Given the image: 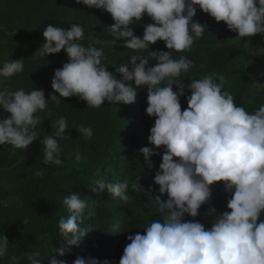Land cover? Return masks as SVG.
<instances>
[{"label": "clouds", "instance_id": "9594fccd", "mask_svg": "<svg viewBox=\"0 0 264 264\" xmlns=\"http://www.w3.org/2000/svg\"><path fill=\"white\" fill-rule=\"evenodd\" d=\"M88 8L109 13L114 23L106 28L112 45L124 41V47L134 51L149 50L156 63L149 67V58L131 55L130 67L120 64L109 71L103 63V49L84 46V28L71 24L59 28L48 24L42 31L44 42L37 50L41 56L64 50L67 62L54 70L50 100L76 96L87 107L135 103L137 89H147L146 114L155 117L147 137L152 147H142L147 168L155 167L153 156L161 155L162 162L155 171L153 183L159 186L154 194L138 180L131 184L134 191L145 190L160 219H154L143 230L129 235L119 264H264V104L254 112L237 106L233 95L224 90L226 77L213 73L199 79H177L194 67V62L181 55L174 59L172 51L190 50L208 26L194 17L199 10L223 21L227 29L240 38L261 34L264 43V0H76ZM198 6V7H197ZM147 14L152 23L143 26L142 37L134 35V21L141 22ZM163 41L168 51L150 50V45ZM248 56H264V46H250L243 39ZM249 64L252 60H248ZM24 69L23 59L10 60L0 66V78H8ZM119 74V78H117ZM264 76V73H260ZM134 81L133 84L129 82ZM167 81V83H165ZM0 79V108L9 117L0 118V145L26 149L38 137L41 118L35 115L47 107L45 90L10 91ZM176 85V90H173ZM189 92L190 94L186 93ZM187 107L182 111L180 98ZM53 131L43 134L42 164L62 165L59 141L70 139L64 117L52 121ZM91 139L93 129L81 125L76 130ZM79 153L75 159L80 160ZM38 165L35 176L43 174ZM223 182L227 211L220 213L212 206V188ZM99 192L107 190L112 197L128 201L129 181H97ZM167 195V199L162 196ZM70 215L58 221L59 234L66 246L56 249L48 264H67L64 257L71 246H78L89 230L80 226L87 207L80 193L65 195L62 201ZM209 207L205 217H211V227L195 219L202 205ZM189 216L193 219L186 220ZM259 220V223L257 221ZM27 223V220L24 221ZM116 226H114L115 229ZM9 240L0 234V260L20 264L21 257L9 255ZM40 253L27 255L28 264H42ZM72 264H101L93 257L79 255ZM103 264H116L104 260Z\"/></svg>", "mask_w": 264, "mask_h": 264}, {"label": "trees", "instance_id": "16d2710c", "mask_svg": "<svg viewBox=\"0 0 264 264\" xmlns=\"http://www.w3.org/2000/svg\"><path fill=\"white\" fill-rule=\"evenodd\" d=\"M194 19L206 24L208 30L205 28L203 36L195 40L190 50H170L174 59L184 55L194 62V67L177 79L184 80L186 85L192 79L222 73L226 77L224 90L233 95L236 105L254 112L264 104V86L256 84L257 77L264 73V56L255 64L237 67L236 61L246 54V46L230 42L229 30L223 21L216 22L199 9ZM74 23L84 28V38L79 41L81 44L103 49V63L109 71L114 72L122 63L130 67L131 55L148 57L149 67L156 63L149 50L127 49L123 40L112 45L113 37L106 28L114 21L109 13L101 9L88 8L77 4L76 0H0V66L11 59H23L24 63L22 72L6 79L0 78L3 79L2 87L10 91L23 88L26 92L31 88L44 89L45 99L49 100L47 107L35 114L41 118L37 128L40 137L26 149L0 145V234L9 240V255L21 257L20 264H28L27 255L37 251L42 264H48L49 259L57 255L56 249L66 246L59 234L58 221L61 217L67 218L70 213L62 201L65 195L77 192L87 205L84 216L92 211V206L95 207V215L92 222L82 220L81 227H86L89 232L61 259L72 264L79 255L96 258L101 264L106 259L119 264L129 241L119 239L121 232L117 230L115 221L119 219L125 224L132 221L140 225L144 223L143 217L139 218L141 204L152 203L151 195L145 190L134 191L131 184L138 180L146 190L151 186L153 193L159 194V186L153 183V178L162 162L163 149L159 150L161 155L151 157L155 163L153 169L147 168L143 155L138 151L142 147H152L147 137L155 117H149L145 112L146 88L137 89L136 101L130 105L105 101L100 107L92 108L76 96L61 98L59 102L50 100L49 93L59 96L51 88L54 70L67 62V56L64 50L46 57L35 53L44 42L42 31L48 24L67 29ZM133 23L134 35L142 37L143 26L152 23V20L145 14L140 23ZM210 29L213 31L210 32ZM150 50L168 51L163 41L150 45ZM129 83L134 86V81ZM173 90H176V85H173ZM186 93L190 94L187 89ZM180 102L183 111L187 101L181 97ZM9 116L10 113L0 108V118ZM60 117L66 119L69 129L65 134L70 136V139L59 141L62 165L44 166L40 140L43 134L53 131L51 122ZM81 125L93 129L91 139L76 131ZM77 153L81 157L79 161L75 159ZM38 165L43 167V174L35 176ZM124 180L129 181L126 190L128 206L112 201L107 190H95L97 181ZM222 183L219 195H212L211 199L212 206L220 213L229 198ZM92 196L98 197V200L91 202ZM10 198H19L22 203L17 206L6 204L5 201ZM162 198L167 199V195ZM208 207L205 204L199 210L206 228L211 227L212 219L204 215ZM261 219H264V213ZM0 264H8L7 258L0 260Z\"/></svg>", "mask_w": 264, "mask_h": 264}, {"label": "rangeland", "instance_id": "374dc122", "mask_svg": "<svg viewBox=\"0 0 264 264\" xmlns=\"http://www.w3.org/2000/svg\"><path fill=\"white\" fill-rule=\"evenodd\" d=\"M212 31H213V29H210V32H212ZM228 37H229L230 42H232V43H235V42L244 43L243 39H250V41H249L250 46H256V45L263 46L261 34H257L256 36H254L252 38H240V37L237 36V33L232 32V31L229 30V36ZM246 48H247L246 54L236 61V66L237 67H247L249 65L255 64L261 58V56H257L255 58H253L251 56H248V47L246 46ZM248 60H252L253 62L249 64ZM256 84H259L260 86H264V76L259 75L257 77V79H256ZM1 176L2 175H0V178H1ZM221 183L222 182H217L216 184L210 186L212 188V192H213V196L214 197H217L219 195L220 190H221ZM95 188H97V185H95ZM126 194H127V191H126ZM105 195H107V193H105ZM110 196H111V194H110ZM110 198H111L112 201L123 202V203H125L126 206H128V204H126L127 201L121 200L119 197H112L111 196ZM97 200H98V197L92 196L91 202H96ZM5 203L17 206V205H20L22 202H21V200L19 198H10V199H7L5 201ZM226 205H225L222 213L224 211L228 210ZM94 211H95V207L92 206V211L88 212L86 214V216L82 217V219L80 221V226H81V222H82L83 219L86 220V221L92 222L93 217L95 215ZM140 214H141V216L139 218L143 217V222H144V223H142L140 225H136L132 221H129V223H127V224L120 223L119 219H117L115 221L116 222L115 225L117 226V230H119L121 232V236H120L119 239L127 240V237L129 235H134L137 232L143 233V231H144L143 229L147 225H149L152 220L161 218L160 215L158 213H156L155 208L153 206V203H150V202L147 203V204H144V203L141 204ZM185 219L186 220H191L193 218L189 217V216H186ZM195 219H197V220H199L200 222L203 223L204 217L199 215Z\"/></svg>", "mask_w": 264, "mask_h": 264}]
</instances>
